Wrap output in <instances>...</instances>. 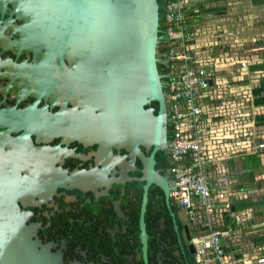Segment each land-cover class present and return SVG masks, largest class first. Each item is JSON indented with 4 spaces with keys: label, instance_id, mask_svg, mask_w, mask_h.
<instances>
[{
    "label": "flooded vegetation",
    "instance_id": "flooded-vegetation-1",
    "mask_svg": "<svg viewBox=\"0 0 264 264\" xmlns=\"http://www.w3.org/2000/svg\"><path fill=\"white\" fill-rule=\"evenodd\" d=\"M24 26L25 15L12 0H0V109L22 111L9 133L39 150L27 152L21 174L28 190L19 203L26 224L59 264H194L188 246L197 236L195 225L155 184L147 189L142 214L138 153L148 158L153 148L139 145L137 153L107 135L94 136L92 123L77 124L79 109L71 113L74 102L60 91L58 61L42 69L45 50L22 43ZM153 159L169 185L167 151H156Z\"/></svg>",
    "mask_w": 264,
    "mask_h": 264
},
{
    "label": "water",
    "instance_id": "water-1",
    "mask_svg": "<svg viewBox=\"0 0 264 264\" xmlns=\"http://www.w3.org/2000/svg\"><path fill=\"white\" fill-rule=\"evenodd\" d=\"M25 15L22 43L42 45V69L59 63V87L73 101L75 121L92 123L93 135L138 146L152 153L143 161L142 214L150 184L168 200L170 187L154 169L153 155L165 150L166 105L158 73L159 5L157 0H12ZM69 66L64 67V61ZM57 73V74H58ZM57 84V82H56ZM74 99V100H73ZM157 104V111L151 106ZM22 111L0 109V264H59L43 245L19 203L27 195L24 158L38 149L23 144L9 130L21 123ZM107 133V134H105ZM234 210V207H232ZM142 222V220H141ZM143 225V222H142ZM190 243L189 253L195 254Z\"/></svg>",
    "mask_w": 264,
    "mask_h": 264
},
{
    "label": "built area",
    "instance_id": "built-area-1",
    "mask_svg": "<svg viewBox=\"0 0 264 264\" xmlns=\"http://www.w3.org/2000/svg\"><path fill=\"white\" fill-rule=\"evenodd\" d=\"M195 5L193 0H162L159 9L156 57L167 114L168 197L195 222L194 264H231L226 253L231 229L221 228L224 214L230 213L228 195L215 189V171L252 148L244 140L242 125L246 101L234 92L243 86L242 70L248 63L239 59L232 43L220 42L227 51L204 50L220 45L218 38L229 39L233 34L208 28L207 40L213 41L200 45L205 31ZM190 11L196 20L192 21ZM234 95L238 97L232 99ZM255 149L263 150L264 142ZM255 263L264 264V255Z\"/></svg>",
    "mask_w": 264,
    "mask_h": 264
},
{
    "label": "crops",
    "instance_id": "crops-1",
    "mask_svg": "<svg viewBox=\"0 0 264 264\" xmlns=\"http://www.w3.org/2000/svg\"><path fill=\"white\" fill-rule=\"evenodd\" d=\"M193 3H205V9L218 8L217 11L199 12L198 19L204 16L207 21H212L211 30L219 28L224 30L223 34L226 31L231 32L233 35L229 39L218 38V42L236 45L239 59L248 63L247 67L242 70L244 80L241 83L243 86L236 87L234 92L246 101L244 110L246 117L242 118V125L245 129L244 140L251 143L252 148L244 156L235 157L218 165L219 172L215 171L218 178L215 179L214 187L227 193L230 211L235 212L231 216L235 219L236 225L233 230L230 228L231 231L226 240L228 262L256 264V258L264 255V243L260 246L254 241V229L263 228L264 232V149H255L256 144L264 142V49L254 44L252 30L254 29L253 23L258 22L257 18L264 12V5L255 6L252 0H193ZM194 20L196 19L193 17L192 21ZM199 24L205 31L204 40L200 45L205 46L208 41H213L212 39L207 40L209 35H206L210 23L207 22L206 27H203L200 22ZM221 43L204 50L219 53L223 48H221ZM223 50L227 51L228 48L224 47ZM239 91H242L241 95L237 93ZM257 91L259 93H256ZM238 96L231 98L236 99ZM250 159L252 160L251 165L249 164ZM243 200L254 203L257 208L247 206V208L237 210L235 205Z\"/></svg>",
    "mask_w": 264,
    "mask_h": 264
},
{
    "label": "trees",
    "instance_id": "trees-1",
    "mask_svg": "<svg viewBox=\"0 0 264 264\" xmlns=\"http://www.w3.org/2000/svg\"><path fill=\"white\" fill-rule=\"evenodd\" d=\"M158 5H159V9L161 11V5H162V0H157ZM209 2V1H208ZM252 4L255 6H260V5H264V0H252ZM196 8L198 9L199 12H203V11H208V12H212V11H217L218 8H213V7H209L207 9H205V3L202 4H197L195 5ZM191 15V17H193L194 12L190 11L189 13ZM159 69L161 70L160 66L158 65ZM256 93H259V91H257ZM155 112L157 111L158 107L157 104L155 103ZM247 206H254L253 208H257L255 207V204L252 202H248V201H239L238 205H235V208L237 210H241L244 208H247ZM231 213H225L223 216V226L221 227L222 229H226L227 227L232 228V230L234 229V226L236 225L235 219L231 216V214L235 213L234 211H230ZM263 228H258V229H254V241L256 243V245H262L264 243V232L262 231ZM262 231V232H261Z\"/></svg>",
    "mask_w": 264,
    "mask_h": 264
},
{
    "label": "rangeland",
    "instance_id": "rangeland-1",
    "mask_svg": "<svg viewBox=\"0 0 264 264\" xmlns=\"http://www.w3.org/2000/svg\"><path fill=\"white\" fill-rule=\"evenodd\" d=\"M255 20V19H254ZM258 22L253 23V30H252V37L254 38V44L258 45L256 47L260 48V49H264V12L261 14V16H259L257 18ZM261 20H263V22H261ZM200 23H202L203 27H206V24L208 22V24L210 23V25L207 27L208 28H212L213 24L212 21H207L204 16L199 19ZM225 23H228V21H225ZM249 164H252V160L250 159Z\"/></svg>",
    "mask_w": 264,
    "mask_h": 264
}]
</instances>
